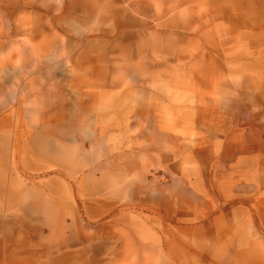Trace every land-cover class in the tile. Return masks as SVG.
Wrapping results in <instances>:
<instances>
[{
  "label": "rangeland",
  "instance_id": "rangeland-1",
  "mask_svg": "<svg viewBox=\"0 0 264 264\" xmlns=\"http://www.w3.org/2000/svg\"><path fill=\"white\" fill-rule=\"evenodd\" d=\"M171 263L264 264V0H0V264Z\"/></svg>",
  "mask_w": 264,
  "mask_h": 264
},
{
  "label": "bare ground",
  "instance_id": "bare-ground-1",
  "mask_svg": "<svg viewBox=\"0 0 264 264\" xmlns=\"http://www.w3.org/2000/svg\"><path fill=\"white\" fill-rule=\"evenodd\" d=\"M179 261L181 260V258L178 259ZM171 264H174V263H171ZM181 264V263H180Z\"/></svg>",
  "mask_w": 264,
  "mask_h": 264
}]
</instances>
